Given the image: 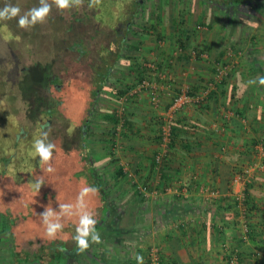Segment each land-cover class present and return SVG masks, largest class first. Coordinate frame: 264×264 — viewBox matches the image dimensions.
Segmentation results:
<instances>
[{
    "label": "crops",
    "instance_id": "0c3cea01",
    "mask_svg": "<svg viewBox=\"0 0 264 264\" xmlns=\"http://www.w3.org/2000/svg\"><path fill=\"white\" fill-rule=\"evenodd\" d=\"M216 1L208 2L219 7L216 18L197 20L185 38L173 30L175 37L171 34L165 40L167 48L162 52L150 48L159 69L152 82L161 99L155 104L150 95L134 96L127 107L129 124L120 121L116 126L125 133L121 148L131 170L124 171L132 176L130 198L136 196L135 206L119 225L134 228L135 218L148 214L142 243L147 254L151 248L161 249L162 264H229L233 255L238 264H264V86L257 81L245 87L249 80L264 76V0L254 7L253 18L238 23L225 18L226 6L222 5L231 6L234 0ZM184 92L196 100L172 111L174 101ZM71 96L74 99V93ZM74 102L83 109L73 114L67 109L69 123L86 122L87 103L81 102L80 94ZM46 117L49 122L51 118ZM43 126L39 125L41 132ZM68 131L62 136L63 153L54 162L63 172L65 187L70 171L66 160L81 172L66 187L68 201L74 203L81 187H97V183L86 126H79L73 135ZM72 149L75 158L69 155ZM159 157H163L162 164ZM236 173L242 177L238 181ZM138 187L141 191L137 192ZM111 200L99 189V195L89 202L95 218L102 219L100 228L108 219L110 209L106 213L105 208H110ZM75 226L76 218H72L63 229V238H44L33 252L24 249L35 253L40 245H49L46 262L56 264L52 250L60 252L58 248L64 247L77 254L71 238ZM12 238L16 244L15 233ZM66 253L62 264L67 262ZM130 263L137 264L135 257L122 264Z\"/></svg>",
    "mask_w": 264,
    "mask_h": 264
},
{
    "label": "rangeland",
    "instance_id": "374dc122",
    "mask_svg": "<svg viewBox=\"0 0 264 264\" xmlns=\"http://www.w3.org/2000/svg\"><path fill=\"white\" fill-rule=\"evenodd\" d=\"M136 1L119 2V5L109 10L103 0H101L98 7L91 9L88 7L89 0H84L81 7L74 8L71 11L84 19L83 22L75 26L74 36L71 35V32L69 34L71 36L60 34L64 25L71 21L72 14L70 12L60 14L58 10H54V12L52 10L48 20L52 23L53 20H50V18L56 17L55 29L57 30L54 29V34L49 27L50 31L46 29L49 35H38L35 26L33 29L22 33L23 37L18 39L20 41L17 46L18 49L10 51V53L5 51L0 53V59L1 57L9 59L13 55L18 56L22 53L25 44L33 43L34 48L32 49H35L33 53L31 52V55L29 54L28 58L21 62V71L18 68L17 72L12 70V72L7 73L4 69L6 68L5 62L0 64V213L4 214L6 210H11L15 214L14 216L19 213L31 215L28 220L19 222L11 231L9 229L3 230L0 227V264H15L14 254L24 248L32 252L36 250L39 241L46 238L39 217L43 213L44 207L51 202L53 210L58 212V201L70 203L66 195V187L73 178H78L81 173L72 168L70 161L66 160L67 168L70 171L67 174L65 187L62 181L63 172L55 165V159L53 166L56 171L52 174L43 172L39 164V158L32 147L34 139L41 134L39 125L45 126L48 119L38 110L41 109L46 115H50L58 107L60 108L59 102L54 101L59 97L56 86H61L64 82H71L72 84L70 103L67 109L72 105L71 103L74 107H77V110L83 109V106H79L78 103L74 102L80 94L81 102L86 103V100L88 101L86 104L87 121L81 122V119L78 122L79 124L77 122L73 124V121H71L73 118H71L69 123L67 116L60 115V113L51 118L49 140L57 146V150L54 151V158L60 156L61 152L63 153L64 139L62 136L68 130L73 135V132L77 131L79 126H86L88 132L87 145L93 150L91 163L94 165L97 187L110 200L112 197H116L117 193L123 192L116 201H108V205H110L109 216L106 223L99 230L102 243L93 244L83 254H70L67 252V262L65 264H122L124 260L131 259L137 254L143 256V253L146 252V246L142 243V239L143 227L150 220L148 214L146 216H143V214L138 215L135 218L137 219V226L134 228L130 226L128 229L119 225L120 220L122 221L124 218L123 215L127 214L128 211L130 212L135 206L133 200H136V196H133L134 199L130 198L132 197L130 196L132 195V192H130V190L132 191L130 185L132 176L131 173L126 175V170L124 171V168L131 170L123 160V157L127 155L122 154L124 149L121 148L126 143L125 133L120 128L116 129L108 117L119 115L117 117L121 119V122L124 121L127 107L130 102H133L136 95L142 98L150 95L152 96V103L158 104L161 97L155 91V85L153 84L155 81L152 82V79L156 78L155 74L159 69L157 59L155 60L152 54L153 51L150 48L155 47L156 52H162L167 48L165 40L168 41L172 33L176 31L177 34H180L179 32H181V36H184V38L190 36L191 26H196L197 20L202 19L203 22L207 18H216L220 10L219 7L212 5L215 7L213 9L208 3L218 2L216 0L208 2L206 0H144V4L138 6L137 9L134 6ZM261 1L263 0H252L250 4L249 0H241V5L237 8L233 5H227L224 7L225 18L234 23L251 19L256 12L254 7L258 3L260 4ZM49 2L51 3V0ZM38 6L39 0H31L26 3L25 8H22L23 11H21L23 13ZM9 22H0L2 27L0 28V34L5 35L11 32L8 29L9 24L7 23ZM173 36L175 37V35ZM72 37L73 39H86V43L92 42L89 46L83 44L88 52L85 56H81V59L78 49H67L72 45L70 42L73 40ZM11 44L14 45V43ZM2 47L1 45L0 48L2 49ZM37 51H40L39 54L36 53ZM42 52H46L47 55H44L41 59L39 58L40 60L37 58L40 61H38L39 63L35 62L36 56H40ZM50 54L52 55V61L47 64L48 55ZM106 58L113 61V70L100 92L99 100L90 109L89 105L92 100L88 94L93 90V81L97 77V70L94 65L99 62V66H104L103 62ZM115 58L116 61H114ZM9 61H12V59ZM36 64H38V70H41V73L36 72ZM138 67H142V76ZM30 68H33L34 75H37L36 78L29 77L32 73L28 70ZM71 75L74 76L70 77ZM141 79L142 81H140ZM151 82L153 85H151ZM63 87L69 90L64 84ZM75 87H81V89ZM127 88H129V91H125ZM148 88L150 91L147 90ZM123 91L125 94H121ZM73 93L75 95L74 99L71 96ZM85 94L88 99H82ZM184 94L186 92L182 93L181 96ZM175 102L172 105V111H177L174 110ZM189 104L191 103L184 106ZM43 131H48V128L43 129ZM21 132L26 134L21 135ZM17 135L22 136L19 144H15ZM75 146H78V144ZM74 151L76 152L72 149L69 153L73 158H75ZM167 155L168 151L166 152ZM7 156L14 157L13 163L9 166L8 174L1 176L4 169L3 159ZM120 170H122L123 175L119 174ZM40 175L44 176L45 184L38 193L33 184L35 178ZM109 184L111 186H108ZM21 190H26L29 198L21 197ZM136 191H141V187H138ZM142 191L145 194L148 192L144 189ZM58 192L59 199H54L53 196ZM47 196L49 197L47 202H43L42 198ZM140 207L144 209L145 206L140 205ZM69 223H72V219L65 221V225ZM66 228L69 229V227ZM21 229L28 231L23 234ZM11 233L12 235L15 233L17 237L16 244L13 243ZM60 236L63 238V233ZM157 249L161 257L160 248H151L149 253L146 252L143 256L144 260L147 259L146 264L153 263L150 261ZM32 261H35V259L33 258ZM40 263L47 264V262Z\"/></svg>",
    "mask_w": 264,
    "mask_h": 264
},
{
    "label": "clouds",
    "instance_id": "9594fccd",
    "mask_svg": "<svg viewBox=\"0 0 264 264\" xmlns=\"http://www.w3.org/2000/svg\"><path fill=\"white\" fill-rule=\"evenodd\" d=\"M84 4V0H39V6L33 7L26 12L11 3H5L0 8V22L16 20L20 29L29 31L36 25H43L48 22L52 13L53 6L60 13L71 12L74 8H79ZM101 4V0H89L88 7L94 8ZM259 83L264 86V76L252 79L247 82L245 87ZM48 131H42L40 136L33 141V149L39 158V164L43 172L52 174L56 171L53 166L54 151L57 150L55 143L49 140L51 131L50 125H45ZM45 184L44 176L35 178L33 187L39 193L41 187ZM99 195L98 187L85 184L81 187L74 203L59 202V211H54L51 202L44 207L40 214V219L44 228L45 237L48 241H55L60 238V234L65 227V221L76 218L75 234L71 237L76 246L78 254L86 253L93 244L102 243L101 233L97 229L99 221L95 218V213L89 209V202L92 198ZM58 251L66 253L68 250L64 247L58 248ZM137 264H144V257L137 254L135 256Z\"/></svg>",
    "mask_w": 264,
    "mask_h": 264
},
{
    "label": "trees",
    "instance_id": "16d2710c",
    "mask_svg": "<svg viewBox=\"0 0 264 264\" xmlns=\"http://www.w3.org/2000/svg\"><path fill=\"white\" fill-rule=\"evenodd\" d=\"M29 1H31V0H0V8H2L5 5V3H11L13 5L19 6L21 8V10H22V8H25L26 3H28ZM103 1L106 4V6H108V8L110 10V9H113L116 5H119V2H126L127 0H103ZM206 1L208 2L209 0H206ZM222 4H224L225 6H227V5L229 6L230 3H226V4L222 3ZM233 5L236 6V7L240 6L241 5V0H234V4ZM136 9H137V5H136ZM54 10H56L55 6H53V12H54ZM70 13L72 14L71 21L68 22L67 25L65 24L64 27H63V30L60 31V34H62L64 36H71V35L74 36L75 35V26L77 24H79L80 22L84 21V19L81 18V17H78L76 13H72V12H70ZM55 19H56V17L50 18V20H53L52 23L48 20V22L46 24L36 25V28H37V31H38L36 33H38V35L41 34V36H47L49 34L47 33L46 29L49 30V27H50L52 29L53 34H54L55 33L54 31L57 30V29H55V25H56L55 24L56 23ZM7 24H9L8 25V29L11 30V32L9 34H5V35L2 34V33L0 34V46L1 45L3 46L2 49L0 48V53L3 52V51L10 53V51H14L15 49H18L17 46H18V43L20 42V41H18V39H20V37H23L22 33L25 31V30H22V29H20L18 27L17 21L15 19L10 21ZM0 28H2L1 24H0ZM25 32H27V31H25ZM69 34H71V35H69ZM89 38H90V36H89ZM72 39H73V37H72ZM23 41H24V39H23ZM70 42L72 43V45H70L67 49L68 50H77L78 49V53L80 54V59H81V56L82 57L85 56L87 54V52H88L87 50H85L83 44L85 43L87 46L92 44L91 41L86 43V39H81V38L73 39ZM11 43H14V45H12ZM23 46H24L25 49H23V51H21L22 53L18 54V56L13 55L9 59L1 57L0 60H2V61L0 62V64L5 62L4 64L6 65V68H4V69H5V71H7V73L9 71L12 72V70L14 72H17L18 68H20V71H21L22 70L21 69L22 68L21 62L24 61L26 58H28L29 54L31 55L34 52V50H35V49L34 50L32 49V48H34L33 43H29L27 45L25 44ZM15 52H17V51H15ZM39 52L40 51H37L36 53L39 54ZM44 55H47V53L46 52L45 53L42 52L40 56L37 55L38 57L36 56V59L34 61L38 62ZM51 56H52L51 54L48 55L47 64H49L52 61ZM37 58L38 59L40 58V59L37 60ZM11 59H12V61H9ZM114 61H116V58L114 59ZM112 63H113V61L109 60V58H106V59H104V62H103L104 66L97 70V79H95V85L96 86H93L94 87L93 91H91L90 94H88L89 97L92 96L91 97L92 101H91V104L89 105L90 109L93 108L95 106L96 102L99 100L100 92L102 91V88L106 85V82H107V80H108V78H109V76H110V74H111V72L113 70ZM37 65L38 64H36L37 68L35 67V69H37L36 72L41 73V70H38V66ZM141 68L138 67V69H140V70H141ZM24 70L26 71V69H24ZM28 70H30V72L32 71V73H30L29 77L32 76V77L36 78L37 75L36 76L34 75L35 72H33V68H30ZM140 74L142 76V70H141ZM72 76H74V75H71L70 77H72ZM140 81H142V79ZM63 84L66 85V82H64ZM63 84L61 86H56V90L58 92L60 100H59V97L56 98V100H54L56 102H59L60 108L58 107L55 110V112L53 114H50V115L49 114L46 115L41 109L40 110L37 109L39 111V113H41V114H43L45 116H48L50 118H54L59 113H60V115L66 116V114H67V111H66L67 106H66V100H65L66 95L64 93L67 94L68 92H72V91H71V89H69V91H68L64 87H63L64 88L63 89L62 88ZM75 88L81 89V87H75ZM73 90H75V89H73ZM125 91H129V88H127ZM121 94H125L124 91L121 92ZM90 111H89V114H90ZM108 119L112 122L114 127H116L118 125V123L121 121V119L118 118L115 115H111L110 117H108ZM51 124H52V121L50 119L49 122L47 121L46 125H50L51 126ZM128 124H129L128 120H126V118H125L124 126H127ZM21 133H20L21 135H25L26 134L25 132H21ZM21 135H17V137L15 138L16 139L15 140V142H16L15 144H19L20 143V138L22 137ZM85 138H86V136H85ZM86 140H87V138H86ZM84 141H85V139H84ZM13 158H14L13 156H10V157L7 156V157H5L3 159L4 169L2 170V173H1L2 175L1 176H6L8 174V169H9L10 164L13 163ZM119 174H121V173L119 172ZM20 194H21V197L29 198V195H28L26 190L25 191L21 190ZM53 198L54 199L55 198L59 199V192L56 195H54ZM0 205H1V202H0ZM108 209H109V207L106 206V208H105V212L106 213L108 212ZM14 215L15 214L11 210H6V212L4 214L0 213V217H1L0 227L3 230L9 229L11 231V229L14 226H17V224H19V222L21 223V221L28 220L29 217H31L30 214L28 215L26 213L25 214L24 213H19L17 216H14ZM101 220H99V221L101 222ZM97 229L100 230V224L99 223L97 224ZM22 232H26L25 229ZM48 246L47 245H40L39 249H37V252H35V253H29L25 249H23V252L15 253L14 254L15 264H30V262H34V261H32L33 258L35 259V261L39 260L40 262H46V259L48 258V250L50 248ZM64 254L65 253H62V252H55L54 250L50 251V255L53 258L52 261H55L56 264H60V263L62 264L63 263L62 262V256ZM161 264H162V262H161Z\"/></svg>",
    "mask_w": 264,
    "mask_h": 264
},
{
    "label": "built area",
    "instance_id": "2783aa9c",
    "mask_svg": "<svg viewBox=\"0 0 264 264\" xmlns=\"http://www.w3.org/2000/svg\"><path fill=\"white\" fill-rule=\"evenodd\" d=\"M199 98H197L198 100ZM194 100H196V98H194V96H191L189 95L188 93L184 94V95H180L178 97V99H176L175 101V104H174V110H179L182 108V106H184L185 104H188V103H192ZM169 139V135L166 134V137H165V141H167ZM163 162V157H159L158 158V163H161L162 164ZM242 177L240 176L239 173H236L235 174V179L238 181L240 180ZM145 190V189H144ZM152 259L150 262H153L152 264H161V257H160V254H159V250H155V253H153L152 255ZM229 264H238V258L237 256L233 255V257L231 258Z\"/></svg>",
    "mask_w": 264,
    "mask_h": 264
},
{
    "label": "flooded vegetation",
    "instance_id": "af4514ba",
    "mask_svg": "<svg viewBox=\"0 0 264 264\" xmlns=\"http://www.w3.org/2000/svg\"><path fill=\"white\" fill-rule=\"evenodd\" d=\"M139 3V4H138ZM144 4V0H137L135 3H134V5L136 6L137 5V7L138 6H140V5H143ZM103 62V61H102ZM97 64H98V66H97ZM96 66V70H98V69H100L102 66H99V62H97L95 65H94V67ZM95 79H97V77H95ZM95 79H94V83H93V86H96L95 85ZM68 89H71L72 87V84H71V82L70 83H66V85H65ZM84 88V87H83ZM93 89H94V87H92ZM69 91V90H68ZM93 91V90H92ZM69 96H68V95ZM66 94V97H65V100L68 102V101H70V92H68ZM85 98V97H84ZM86 103H88V101L86 100ZM69 106V105H68ZM73 106H71V107H68V110L72 113V112H76V111H81V110H77V107H73ZM33 264H41V263H33Z\"/></svg>",
    "mask_w": 264,
    "mask_h": 264
}]
</instances>
